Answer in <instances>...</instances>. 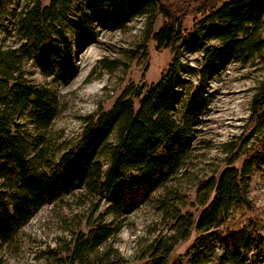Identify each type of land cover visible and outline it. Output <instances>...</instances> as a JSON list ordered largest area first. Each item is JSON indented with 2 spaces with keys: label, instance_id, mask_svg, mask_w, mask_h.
I'll return each mask as SVG.
<instances>
[{
  "label": "trees",
  "instance_id": "trees-1",
  "mask_svg": "<svg viewBox=\"0 0 264 264\" xmlns=\"http://www.w3.org/2000/svg\"><path fill=\"white\" fill-rule=\"evenodd\" d=\"M6 0H0V10ZM192 13V26L185 18ZM162 19L153 31L157 49L173 57L157 82L127 88L108 110L84 118L79 139L58 146L46 131L62 112L57 83L69 84L78 74L69 29L80 48L97 41L102 29L122 30L135 17ZM20 43L0 49V242L10 243L44 206L78 191L103 197L114 218L133 213L158 192L170 195L176 178L197 149L202 116L215 93L211 79L231 62L264 59V0H50L22 11L17 22ZM199 54L197 84L180 102L183 60ZM32 61L50 83L30 80ZM180 104V107L178 105ZM249 133L264 125V90L252 104ZM31 122L25 128L18 117ZM30 129V130H28ZM31 132L33 134H31ZM57 146V147H56ZM264 149L258 144L236 156L203 181L201 209L194 213L167 204L180 236L173 244L158 239L144 264H256L253 247L264 250V235L254 226L228 229L234 206H249L245 174ZM238 157V158H236ZM243 157L239 166L236 161ZM264 159V155L261 157ZM127 172L135 174L127 175ZM171 197V195H170ZM170 199V198H169ZM168 199V200H169ZM164 204V205H165ZM121 224L94 222L80 231L63 257L69 264H105L99 247ZM192 243L170 263L181 240ZM220 247L221 254L215 256ZM1 264V262H0Z\"/></svg>",
  "mask_w": 264,
  "mask_h": 264
},
{
  "label": "rangeland",
  "instance_id": "rangeland-1",
  "mask_svg": "<svg viewBox=\"0 0 264 264\" xmlns=\"http://www.w3.org/2000/svg\"><path fill=\"white\" fill-rule=\"evenodd\" d=\"M49 1L6 0L0 10V49L6 51L20 43L17 22L25 8L36 2L46 5ZM174 1L181 4L183 0ZM191 14L184 21L187 27L192 26ZM162 21L144 15L135 17L122 30L102 29L97 41L83 48L78 43V34L66 30L74 43L78 74L69 84L57 83L62 112L46 131L50 142L58 146L76 142L85 125L84 118L111 108L130 86L150 85L160 79L173 57V49H157L151 39ZM200 58L194 54L183 60L185 66L181 67L180 77L184 82L178 88L182 93L180 102H185L194 91L197 76L193 68L198 67L196 60ZM25 70L35 82L53 81V77H43L32 61L25 64ZM210 85L215 95L202 116L197 149L176 178L168 183L171 197L159 190L133 213L114 218L103 197L84 191L65 196L39 210L13 241L0 242L1 264H69L70 259L63 255H68L66 252L77 234L99 221L121 224L119 231L99 247V252L105 254V264H144L156 240L173 244L180 233L174 225V212L169 213L163 201L182 213L197 215L203 197L199 191L201 183L231 163L236 152L239 157L251 151L264 136V125L254 135L248 131L253 101L264 90V59L255 56L247 63L231 62L213 76ZM18 119L25 128H33L26 113ZM263 155L264 149L260 148L245 174L250 205L232 208L224 224L228 229L254 226L264 235ZM242 159L235 165L239 166ZM129 174L135 172H127L126 176ZM195 236L196 232L192 231L189 239L177 243L170 263L189 247ZM253 252L256 264H264V250L255 245ZM220 254L218 247L214 255ZM89 260L88 264L94 261L92 257Z\"/></svg>",
  "mask_w": 264,
  "mask_h": 264
}]
</instances>
